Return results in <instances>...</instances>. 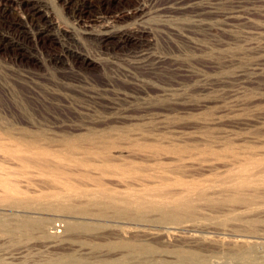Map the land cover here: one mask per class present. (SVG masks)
Segmentation results:
<instances>
[{"label":"rangeland","instance_id":"rangeland-1","mask_svg":"<svg viewBox=\"0 0 264 264\" xmlns=\"http://www.w3.org/2000/svg\"><path fill=\"white\" fill-rule=\"evenodd\" d=\"M119 4L0 0V264H264V0Z\"/></svg>","mask_w":264,"mask_h":264},{"label":"bare ground","instance_id":"bare-ground-1","mask_svg":"<svg viewBox=\"0 0 264 264\" xmlns=\"http://www.w3.org/2000/svg\"><path fill=\"white\" fill-rule=\"evenodd\" d=\"M119 1L121 0H105V1L103 0L102 2L100 1L98 3L99 4L98 6L96 5L95 8L90 9L88 7L92 6L93 2L90 0H87V3L89 4L87 8H82L80 6L75 9V13L77 17L79 18V20L85 24V27L88 30L98 28V31L102 35L104 42L106 41L107 43H110L115 47L124 48V47L129 46L130 43L134 41L135 37L133 33L131 32H125V31L115 32L113 30L115 24L120 19L125 18L129 15H132L134 11L136 10L144 11L146 9V6H144V4L143 5L138 4L136 6L134 5L135 8H131L129 9V12H126L127 10H125V8H123L119 4ZM114 4H117V5H114ZM114 8H116L117 10L113 11ZM130 10H134V11H130ZM29 14L31 16H36L37 14H39L44 17H49L47 14L42 13L41 10H39V8H37L35 4H32V6L30 7ZM99 32H98V35H99Z\"/></svg>","mask_w":264,"mask_h":264}]
</instances>
